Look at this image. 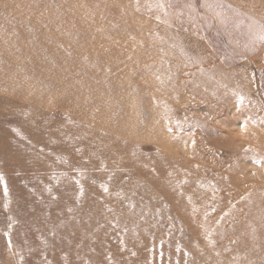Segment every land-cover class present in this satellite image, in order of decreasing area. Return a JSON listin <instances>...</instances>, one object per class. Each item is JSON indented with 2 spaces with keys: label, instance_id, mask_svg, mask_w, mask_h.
I'll list each match as a JSON object with an SVG mask.
<instances>
[{
  "label": "rangeland",
  "instance_id": "obj_1",
  "mask_svg": "<svg viewBox=\"0 0 264 264\" xmlns=\"http://www.w3.org/2000/svg\"><path fill=\"white\" fill-rule=\"evenodd\" d=\"M0 264H264V0H0Z\"/></svg>",
  "mask_w": 264,
  "mask_h": 264
},
{
  "label": "bare ground",
  "instance_id": "obj_2",
  "mask_svg": "<svg viewBox=\"0 0 264 264\" xmlns=\"http://www.w3.org/2000/svg\"><path fill=\"white\" fill-rule=\"evenodd\" d=\"M62 247V246H61ZM11 250V249H10ZM9 253V252H8ZM13 254V253H12ZM9 255V254H8ZM15 255V254H14ZM16 256V255H15ZM22 256V255H21ZM16 258V257H15ZM18 258V257H17ZM22 258V257H21ZM16 260H18V259H16ZM20 260V259H19ZM12 261V260H11ZM83 261V260H82ZM15 262V261H14ZM25 263V262H24Z\"/></svg>",
  "mask_w": 264,
  "mask_h": 264
}]
</instances>
